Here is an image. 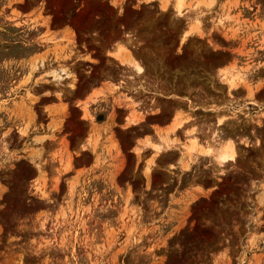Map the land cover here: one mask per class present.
<instances>
[{"label":"rangeland","instance_id":"374dc122","mask_svg":"<svg viewBox=\"0 0 264 264\" xmlns=\"http://www.w3.org/2000/svg\"><path fill=\"white\" fill-rule=\"evenodd\" d=\"M113 48L219 114L197 120L205 148H184L206 155L191 172L204 196L179 203L188 175L170 146L142 173L129 148L147 122L114 129L115 174L84 173L73 103L105 76L123 80ZM108 96L99 109L119 104ZM145 96L165 123L164 93ZM226 137L234 159L220 166L208 148ZM0 264H264V0H0Z\"/></svg>","mask_w":264,"mask_h":264},{"label":"crops","instance_id":"0c3cea01","mask_svg":"<svg viewBox=\"0 0 264 264\" xmlns=\"http://www.w3.org/2000/svg\"><path fill=\"white\" fill-rule=\"evenodd\" d=\"M113 50L118 54L117 58L110 53L108 58L124 68V76H119L123 80L118 79V75H116L117 78L116 76H105L102 80L95 82L76 103H73V106L79 111L80 120L86 124V133L78 149L79 152L89 153L91 157L90 165L83 168L84 173L92 172L93 175L115 174L120 168L119 156L121 151L114 129L119 128L127 131L140 127L147 122V127L141 129L140 136L134 139L129 148V153L135 158L140 156L142 173L145 169L153 171L158 168L155 164L158 154L166 151L165 147L170 146L171 149L167 150L176 152L172 167L177 171V175L184 177L188 175L182 183H179V186L183 188L178 195L179 203L188 204L198 197L204 196L205 191L201 181L192 177L191 172L194 166V156L206 157V155L198 154L197 149L188 156L184 148L189 145L192 138L196 144L199 143L197 146L206 147L200 138L201 124L198 121L206 118L203 116L204 114L218 113L211 110V105L206 101L192 100L191 96L183 101L181 96L171 95L170 89L160 87L157 82L149 80L142 62L136 56L128 55L123 51L117 52L115 48ZM82 58L85 59L84 56ZM133 61L142 68L141 72H137L135 67L129 63ZM122 85L125 86V89ZM127 85L130 86V90L126 89ZM148 89L152 90L153 93H164L162 96L164 101L171 104V110L168 112L165 123L160 118L164 112L163 109L158 106L153 108L151 102L145 100L147 98L145 95L152 93ZM123 92L130 93L132 102L120 103L122 100L120 96L124 94ZM110 94L117 95L119 104L110 111L99 109L100 101L102 102L101 97H109ZM142 96H145V99L141 98ZM118 109H122L124 112L120 117V123H118L116 115ZM62 115L63 111L54 107L52 116L47 118L46 125L52 128L53 137L60 133ZM167 142L168 145L165 146ZM61 145V142H56L58 149ZM155 147L160 149L156 150Z\"/></svg>","mask_w":264,"mask_h":264},{"label":"bare ground","instance_id":"6f19581e","mask_svg":"<svg viewBox=\"0 0 264 264\" xmlns=\"http://www.w3.org/2000/svg\"><path fill=\"white\" fill-rule=\"evenodd\" d=\"M182 3V0H177V8H180V4ZM178 13H179V11H178ZM179 15H181V14H179ZM119 52V51H118ZM117 56H118V54H117ZM117 58V57H116ZM129 63H131V62H129ZM134 66H135V69L137 70V72H141L142 71V68L138 65V64H133ZM231 72V71H230ZM219 124H220V122H218ZM217 124V123H216ZM224 125V124H223ZM218 127V126H217ZM225 128V127H224ZM215 132V131H214ZM221 137V136H220ZM216 139V138H215ZM218 139V138H217ZM221 140V139H220ZM219 140V141H220ZM166 141H168V140H166ZM192 142H191V145H192V148L194 147H196V145L197 144H199V143H197L196 144V141L195 140H193V138H192V140H191ZM216 141H218V140H216ZM215 142V147H209L208 149H209V153H210V155L213 157V159H214V161L216 162V164H218V165H224V164H226V163H228V162H232L233 161V159H234V151H233V144H232V141L230 140V139H226V140H223V142H225L224 144H223V142L222 141H220V142ZM199 142V141H198ZM222 142V143H221ZM167 144V143H166ZM168 145V144H167ZM166 145V146H167ZM157 150H159L160 148H156ZM195 150V149H194ZM187 158V157H186Z\"/></svg>","mask_w":264,"mask_h":264}]
</instances>
